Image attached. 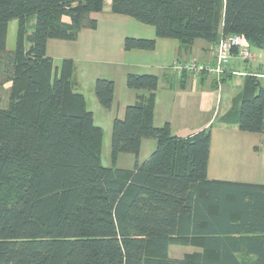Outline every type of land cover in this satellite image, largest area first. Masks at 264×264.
I'll use <instances>...</instances> for the list:
<instances>
[{"label": "trees", "instance_id": "trees-1", "mask_svg": "<svg viewBox=\"0 0 264 264\" xmlns=\"http://www.w3.org/2000/svg\"><path fill=\"white\" fill-rule=\"evenodd\" d=\"M104 7L105 0H0V88L9 85L0 105V264H264V186L209 179L210 128L180 138L169 123L153 125L157 76H127L140 94L114 119V166H103L104 131L74 90V62L57 68L47 44L96 29L89 16ZM111 11L182 46L239 35L264 49V0H112ZM156 45L124 41L126 51ZM114 91L111 80L95 83L105 110ZM237 123L264 134L256 76L246 78ZM144 139L156 149L139 163ZM122 154L136 158L132 170L115 167ZM173 245L200 251L171 259Z\"/></svg>", "mask_w": 264, "mask_h": 264}, {"label": "crops", "instance_id": "crops-1", "mask_svg": "<svg viewBox=\"0 0 264 264\" xmlns=\"http://www.w3.org/2000/svg\"><path fill=\"white\" fill-rule=\"evenodd\" d=\"M111 4L112 0H105L103 12L89 16L96 21V29L85 26L75 41L51 39L47 44V55L57 68L63 60L74 62V90L84 95L95 124L108 129L115 118L122 119L126 108L136 103L140 93L128 89L126 79L129 74L155 75L159 85L153 125L162 127L169 123L172 133L180 138L210 128L209 179L264 186V134L242 132L237 123L246 78L249 75L258 77L264 88V73L257 70L258 66H263L264 49L250 45V58L233 57L221 79L209 75L178 76L171 70L175 62L214 63L215 46L204 40L182 46L174 39H157L154 27L113 14ZM65 21L69 20L66 18ZM17 29L15 22L9 23V51L15 48ZM129 37L156 39V48L153 51H126L124 41ZM98 79L111 80L115 84L110 110L102 108L95 95ZM155 149V140L144 139L138 162L146 161ZM124 157L125 154L119 155L116 168L132 170L136 158L132 155ZM120 161L124 164L121 167ZM189 248L192 252L188 254L200 251Z\"/></svg>", "mask_w": 264, "mask_h": 264}, {"label": "built area", "instance_id": "built-area-1", "mask_svg": "<svg viewBox=\"0 0 264 264\" xmlns=\"http://www.w3.org/2000/svg\"><path fill=\"white\" fill-rule=\"evenodd\" d=\"M233 50H236L237 53H233ZM214 56V63L175 62L171 66V70L178 76L186 74L192 76L209 75L221 79L225 72V67L233 57L237 56L243 60L250 58V43L239 35L224 37L215 46Z\"/></svg>", "mask_w": 264, "mask_h": 264}, {"label": "rangeland", "instance_id": "rangeland-1", "mask_svg": "<svg viewBox=\"0 0 264 264\" xmlns=\"http://www.w3.org/2000/svg\"><path fill=\"white\" fill-rule=\"evenodd\" d=\"M17 24L18 26V22L17 21H13ZM258 72L260 73H264V62H263V66H258ZM263 86H264V80H263ZM8 85H6L4 88H0V105L1 106H6L8 103V95H9V90H8ZM97 123L98 125H101V122L97 119ZM103 125V124H102ZM104 138H103V146H102V163L103 166L105 167H113V161H112V157H111V135H112V126H109V128H104ZM128 155H125L124 158H128ZM120 167L123 164V161H120ZM117 167V166H115ZM192 249L189 247H185V246H181V245H173L170 247L169 249V256L171 259H182L186 254H188Z\"/></svg>", "mask_w": 264, "mask_h": 264}]
</instances>
